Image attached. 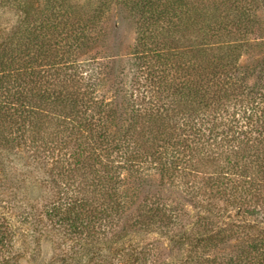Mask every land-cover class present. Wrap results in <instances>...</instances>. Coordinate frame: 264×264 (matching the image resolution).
<instances>
[{
	"label": "trees",
	"instance_id": "16d2710c",
	"mask_svg": "<svg viewBox=\"0 0 264 264\" xmlns=\"http://www.w3.org/2000/svg\"><path fill=\"white\" fill-rule=\"evenodd\" d=\"M1 10L0 264L55 231L93 264H264V0Z\"/></svg>",
	"mask_w": 264,
	"mask_h": 264
},
{
	"label": "rangeland",
	"instance_id": "374dc122",
	"mask_svg": "<svg viewBox=\"0 0 264 264\" xmlns=\"http://www.w3.org/2000/svg\"><path fill=\"white\" fill-rule=\"evenodd\" d=\"M15 19V14L10 11H0V24L8 25ZM101 29L110 34V46L112 52L118 59L125 57V54L129 52L134 44L135 39V27L134 25L125 19L123 13L117 8H113L108 19H105L100 25ZM54 232V231H53ZM48 236L43 237L37 247V254L30 257L29 254L19 260V264H93L87 263L88 256L78 261L79 255L72 254V251L78 249L79 246L74 245L69 240L62 241L57 231L54 233L49 232ZM23 237L20 233H17V242L15 250H23L24 247L21 243ZM72 249V251H70ZM69 252L73 258L66 261H62L61 257L63 253Z\"/></svg>",
	"mask_w": 264,
	"mask_h": 264
}]
</instances>
